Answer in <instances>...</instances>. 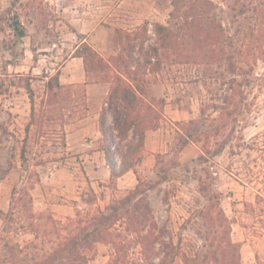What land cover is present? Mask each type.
Returning a JSON list of instances; mask_svg holds the SVG:
<instances>
[{
  "label": "rangeland",
  "instance_id": "374dc122",
  "mask_svg": "<svg viewBox=\"0 0 264 264\" xmlns=\"http://www.w3.org/2000/svg\"><path fill=\"white\" fill-rule=\"evenodd\" d=\"M212 1L232 33L242 17L232 16L229 0ZM170 9V0H0V211L7 213L4 221L0 217V264H13L8 247L18 240L34 241L39 254L50 249L54 228L45 215L66 223L75 207H88L82 198L91 196L90 189L97 197L90 207L105 208L134 188L137 176L161 239L180 240L191 253L208 230L225 235L202 214L215 195L211 217L221 207L230 220L240 264H264V60L246 67L244 78L236 77L241 81L236 92L206 76L200 64L169 63L157 75L142 74L133 64L160 112L158 127L145 132L135 171L124 178L110 181L100 150L98 116L106 107L109 82H97V97H83L81 84H73L70 94L60 92L45 107L41 129L32 125L23 140L30 111L27 79L37 119L45 83L66 63L77 68L71 54L81 40L108 59L117 53L115 27L134 30L145 24L146 41L132 53L137 59L154 45L153 23L167 24ZM116 141L124 149L133 139L129 133ZM115 159L120 161L118 154ZM86 255V264H108V246L102 243Z\"/></svg>",
  "mask_w": 264,
  "mask_h": 264
},
{
  "label": "trees",
  "instance_id": "16d2710c",
  "mask_svg": "<svg viewBox=\"0 0 264 264\" xmlns=\"http://www.w3.org/2000/svg\"><path fill=\"white\" fill-rule=\"evenodd\" d=\"M170 2L167 24L153 23L155 43L142 55L139 54L137 59L132 53L136 46L141 51L146 41L145 24L134 30L115 27L112 42L117 53L108 59H104L83 40L71 54L82 59L85 83H110L106 107H102L98 116V128L103 140L100 150L109 169L110 181L128 170L135 171L145 132L156 129L159 124L160 110L154 107V99L147 98L142 83L144 79L136 78V72L131 68L133 64L135 70L143 68L142 74L148 72L153 75L160 73L169 63L200 64L206 76L214 75L234 89L235 83H241L236 77L244 78L246 67L252 69L258 60H264V0L228 1L227 8L232 11V16L242 17L232 33L226 31L214 13L215 3L212 0ZM23 34L24 31L18 28L17 35ZM58 77L57 71L45 83L44 95L39 100L41 114L39 112L40 117L37 119L35 93L29 79L25 81L30 111L29 120L24 127V142L32 125L41 129L42 117H46L45 107L52 105L60 92L71 93L73 84H61ZM79 86L83 87L82 95L85 97L84 83ZM163 102V99H159L160 104ZM109 114L112 118L110 125L107 124ZM129 133L133 141H126L122 149L116 139L124 140ZM115 154L120 157L119 163ZM139 185L137 176L134 188L123 196L112 199L105 208L97 206L94 209L90 206L96 203L97 197L90 189L91 196L82 198V202L88 207H75L74 215L67 216L66 223L55 219L52 214L45 215L44 218L54 228L52 232L55 240L50 249L39 254L35 251L37 245L34 241L22 246L12 244L8 249L13 264H86V252L92 250L97 243L108 246V264H240V243L232 241L229 236L230 220L221 207L217 208L216 217H211L212 209L218 205L212 202L216 199L215 195L208 197L202 214L211 225L221 227L225 235H216L208 230L201 247L188 253L182 249L180 240L174 243L170 239L165 241L160 238L161 230L144 199L145 190H140ZM164 198L166 199V195ZM5 214L7 213L0 211L3 221ZM30 216H35V213L31 211Z\"/></svg>",
  "mask_w": 264,
  "mask_h": 264
},
{
  "label": "crops",
  "instance_id": "0c3cea01",
  "mask_svg": "<svg viewBox=\"0 0 264 264\" xmlns=\"http://www.w3.org/2000/svg\"><path fill=\"white\" fill-rule=\"evenodd\" d=\"M71 59L75 60V62L78 64L77 68H72L70 63H66L65 66H63L59 71V77H58L59 82L61 84H83L84 83V87L86 89V94L88 98H91L93 96L97 97L96 92H98V88H99L98 83H95V82L85 83V73L83 69L82 59L80 57H72ZM87 146H90L89 143L87 144ZM102 159L104 158L102 157ZM117 162L119 163L120 161H117ZM103 164H105V161H103ZM128 171L120 176L124 178V176H127L126 174L128 173ZM16 242H18V244L21 246L27 243V241L21 243L19 240Z\"/></svg>",
  "mask_w": 264,
  "mask_h": 264
}]
</instances>
